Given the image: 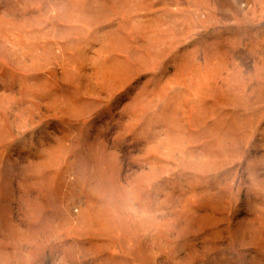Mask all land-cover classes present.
I'll use <instances>...</instances> for the list:
<instances>
[{
  "label": "rangeland",
  "instance_id": "1",
  "mask_svg": "<svg viewBox=\"0 0 264 264\" xmlns=\"http://www.w3.org/2000/svg\"><path fill=\"white\" fill-rule=\"evenodd\" d=\"M0 264H264V0H0Z\"/></svg>",
  "mask_w": 264,
  "mask_h": 264
}]
</instances>
